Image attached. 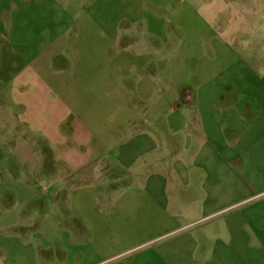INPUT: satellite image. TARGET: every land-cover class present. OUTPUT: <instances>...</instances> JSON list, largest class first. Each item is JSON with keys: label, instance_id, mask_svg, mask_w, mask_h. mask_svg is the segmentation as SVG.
Instances as JSON below:
<instances>
[{"label": "crops", "instance_id": "crops-1", "mask_svg": "<svg viewBox=\"0 0 264 264\" xmlns=\"http://www.w3.org/2000/svg\"><path fill=\"white\" fill-rule=\"evenodd\" d=\"M0 264H264V0H0Z\"/></svg>", "mask_w": 264, "mask_h": 264}]
</instances>
